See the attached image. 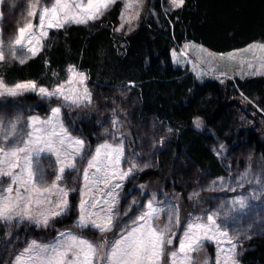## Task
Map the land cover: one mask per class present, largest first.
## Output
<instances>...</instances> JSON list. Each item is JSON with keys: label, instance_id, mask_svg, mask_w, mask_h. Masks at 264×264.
I'll return each instance as SVG.
<instances>
[{"label": "rangeland", "instance_id": "obj_1", "mask_svg": "<svg viewBox=\"0 0 264 264\" xmlns=\"http://www.w3.org/2000/svg\"><path fill=\"white\" fill-rule=\"evenodd\" d=\"M161 2L166 12L176 9L170 0H161ZM52 3L53 0H39L37 6V0H0V49L3 50L5 56V59L0 62L24 64L41 53L43 47L35 56H32L26 48L23 49L22 55L21 50L17 49L16 58H13L9 51L10 41L18 34V29L29 21L38 25L39 10L51 6ZM126 3H133V0H116L100 18L102 19L111 10L118 9L119 18L116 29L120 30L115 29V32L120 35H127L138 27L146 12L152 7L153 0H141L139 6L133 3V7L127 11L125 10ZM29 10L36 12L37 15L34 18L29 17L27 15ZM137 12L139 13L138 17L132 20L130 25L125 23L123 28L120 27L121 13H124L127 19L136 15ZM99 20L89 21L86 24H73L89 26ZM52 30L55 28L48 30V36ZM47 38L43 40V46ZM260 46H264V41H257L229 53L217 54L201 45L184 42L172 49L171 56L172 62L176 66L191 71L199 82L215 79L222 83H234L236 79L263 74L264 52L259 50ZM246 49L247 51H245ZM230 56L232 58H229ZM21 58L24 59V63L20 62ZM70 68L74 69L75 73H82L85 76L82 84L78 77L69 83L73 73H70L68 69V77L65 81L45 89L53 92L56 88L63 86L62 91L66 95L81 98L79 106L64 100L59 94L55 96L40 95L38 89L41 86L35 81H20L18 83L34 82L37 86L36 91H24L16 96L0 95V149H3L4 152L24 147V141L29 139L28 134L34 129L42 127L41 124L30 126V121L49 119L52 116L53 108H60L59 121L68 136L84 142L81 154L76 156L73 153L75 167L66 168L62 174L60 168L63 166L61 163L64 160L63 154L58 161L57 156L51 152H31L30 163L34 173L32 183L37 188H50L54 183L58 188H64L68 192V207L63 214L50 219L47 227L37 226L34 222L27 219L21 220L19 217L13 219L11 223L0 221V227L3 226L4 237L7 239L0 254V264H17V257L21 256L33 242L40 247H47L65 242L69 235L97 245L100 264H104L102 258L110 252L115 241L126 235L133 227L143 224V221L138 218L149 210L147 207L149 203L159 210L158 217L153 219L154 226L160 230L166 229L167 237L172 240V244L166 246V255L162 264H172L169 257L173 251L177 252V264H180L183 254L179 252V246L189 225L207 224L208 216H213L218 230L227 232L228 236L224 238L216 236L212 241L203 242L200 251L192 254L191 264H217L218 261L219 264H226V257L229 255L228 249L233 245H235L236 264H241L240 257L244 248H247L255 238L264 235V151L257 152L247 146L230 149L225 142L216 139L214 143L210 144V149L222 163V175L213 177L209 174H202L189 185L178 182L179 186H183L182 195L172 196L170 195L172 186L165 181L166 178L153 180V173L156 172L161 176L166 171L159 159V153L169 149L175 135L173 129L167 125H164L163 128L155 124H151L149 127L141 125V123L134 125L131 120H124L126 115L120 110L121 107H117L111 110L109 115L98 112L102 119L100 138L96 144H89L81 134L73 130L65 118L69 113L74 114L76 119L88 120L95 112L91 105L92 89L88 84L86 74L74 67ZM0 81L2 80L0 79ZM84 89H87L90 99L84 98ZM28 94L35 95L37 103L43 108L19 105V99H23ZM238 104L240 108L237 109L236 124L243 128L255 125V130L260 134V139L264 144V120L256 113L257 111L260 113V111L254 108L251 112H245L243 109L247 106V100L243 97L238 99ZM197 120L199 119L194 120L193 125L197 130H201L203 124L199 120L200 123L197 126L195 123ZM126 123H131L129 129L125 127ZM12 124H15V130L12 129ZM130 132H133V135ZM39 134L36 133V135ZM67 143L68 141H65L66 145ZM103 144L122 148L120 171H128L132 165H135V168H132L131 174L123 180L113 178L107 186L100 182L89 183L86 187L84 170L88 168V162L95 155L96 149ZM30 147L35 149L42 145H30ZM65 151L71 152V148H66ZM4 152H0V158L4 156ZM24 156V153H20L21 158ZM21 164H23V159H21ZM4 167L7 168V165ZM9 170L12 171V176L0 177V200L6 197L15 198L17 189L23 193V185L19 181L14 184L13 177L21 176L24 180L28 179L27 171L22 167ZM88 171L89 177H91L96 170L92 168ZM146 172L150 174L146 175L145 179H141L143 181L142 189L138 188L125 196L126 183L133 182ZM57 176L61 177L58 181ZM97 179L102 181L103 176L97 174ZM115 185L120 186L115 187ZM9 187L13 189L11 193L7 191ZM82 192L85 193L84 200L88 201L86 211L92 214L88 220L96 219V213H99L100 216L111 215L114 217L111 231L101 233L91 223H87V226L84 227L80 226ZM109 192L111 195H108ZM49 198L55 201L57 196L52 195ZM93 199L99 202L96 208L91 207ZM104 201H108V203H104ZM241 201L243 206H241ZM47 207L52 208L54 205ZM109 208H111L110 212L107 211ZM33 211L38 212L39 209L34 207ZM66 219H71V222L62 227L52 238H41L31 234L24 239L21 238V234L17 233L23 227L38 230L50 229L55 221ZM229 239L232 241L231 244L228 243ZM24 260L25 264H30L28 257H25ZM227 264H231V261H228Z\"/></svg>", "mask_w": 264, "mask_h": 264}, {"label": "trees", "instance_id": "obj_2", "mask_svg": "<svg viewBox=\"0 0 264 264\" xmlns=\"http://www.w3.org/2000/svg\"><path fill=\"white\" fill-rule=\"evenodd\" d=\"M151 5L138 27L127 35L115 32L118 9L89 26L69 24L52 30L36 57L24 64L0 62V79L8 86L35 81L52 88L67 79L70 67L83 71L92 89L95 112L88 120L69 113L65 118L91 145L100 138L102 119L98 112L109 115L117 107L126 115L124 120L134 125L171 127L175 135L170 147L159 153L166 171L161 176L155 172L152 178H166L172 186L170 195L181 196L183 186L178 182L189 185L202 174L222 175V163L210 149L216 139L230 149L247 146L264 151L255 125L243 128L236 124L238 99L242 97L247 100L243 110L248 113L255 108L264 120V75L234 83L215 79L199 82L191 71L172 62L171 51L192 42L224 54L264 41V0H184L182 7L167 12L161 0H153ZM37 101L35 95L28 94L18 104L42 109ZM196 119L203 124L201 130L193 125ZM149 174L127 182L125 196L141 190V179ZM70 222L58 220L44 230L23 227L17 233L24 239L31 234L52 238ZM2 228L0 254L7 242ZM240 263L264 264V235L244 248Z\"/></svg>", "mask_w": 264, "mask_h": 264}, {"label": "snow or ice", "instance_id": "obj_3", "mask_svg": "<svg viewBox=\"0 0 264 264\" xmlns=\"http://www.w3.org/2000/svg\"><path fill=\"white\" fill-rule=\"evenodd\" d=\"M116 2V0H53L49 7H43L38 12V25H34L29 21L23 27L18 29V34L10 41L9 51L13 58H16L17 49H27L28 52L35 56L43 47V40L48 37L49 29H60L68 24H86L89 21L99 20L109 8ZM136 6H139L141 0H133ZM133 3H126L125 10L133 7ZM174 8H180L184 4V0H170ZM39 0H37V6ZM32 6L30 5V8ZM27 15L35 17L36 12L29 10ZM136 15L125 18V14L121 13V25L123 28L125 23L131 24L132 20L138 17ZM119 31L120 29H116ZM260 51L264 52V46H260ZM203 51V50H201ZM247 51V49L245 50ZM229 58H232L231 56ZM5 59L4 52L0 49V61ZM259 59V57H258ZM21 63L24 59L21 58ZM69 72L73 73L70 77L69 83L78 77L82 84L85 76L82 73H75V70L69 68ZM63 86L56 88L53 92H49L41 87L38 92L42 96H55L59 94L64 100L70 101L72 104L79 106L81 98H73L66 95L63 91ZM37 86L34 82L17 83L12 87L6 86L3 81H0V95L16 96L22 94L24 91H36ZM84 98H89L87 89H84ZM60 108L52 109V116L45 120L39 121L33 119L30 121V126L41 124L42 127L34 129L30 132L29 139L24 141V147L14 148L10 152H4V156L0 158V177L12 176V171L16 167H22L27 171L28 179L24 180L21 176L13 177L12 182L15 184L19 181L23 185V193L17 189L15 198L6 197L0 200V221L11 223L13 219L19 217L21 220L27 219L34 222L37 226L47 227L49 220L60 216L68 207V192L64 188H58L54 183L50 188H37L32 183L33 171L30 163V156L32 151L42 152L48 151L57 156L60 160L61 154L64 155V160L61 161L62 167L60 173L62 174L66 168H73V153L78 156L84 147V142L80 139H72L68 136L67 131L59 121ZM199 126V120L195 121ZM15 130V124L11 125ZM36 133H40L36 135ZM65 141H68L67 145ZM30 145H42L39 148H31ZM66 148H71V152L65 151ZM20 153H24L23 158ZM123 150L121 147H113L109 144H103L96 149V153L88 162V168L84 170V179L86 187L89 183L97 184L103 182L105 186L113 178L123 180L131 174L132 168L128 171H120L119 164ZM23 159V164H21ZM7 165V168L4 166ZM95 168V173L89 177V169ZM97 174L103 176V180L97 179ZM57 176V181L60 180ZM120 185H115L119 187ZM9 193L13 191L11 187L7 189ZM26 193V194H25ZM45 194H48L47 196ZM55 195L57 199L53 201L49 196ZM85 193H81V219L80 226H87V223L97 228L101 233H106L112 229V221L114 219L111 215L100 216L96 213V219L88 220L92 214L86 211L88 201L84 200ZM111 195V192L108 193ZM108 203V201H104ZM241 206L243 202L241 201ZM48 205H54L48 208ZM99 202L93 199L91 203L92 208L98 207ZM39 209L34 212L33 208ZM148 211L143 213L138 220L143 221V224L138 227H133L126 235H123L119 240L115 241L111 250L102 259L104 264H162L166 255V246L172 244V240L167 237V230L157 229L153 224V219L159 215V210L154 208L151 203L148 204ZM111 211V208L107 210ZM63 235V234H62ZM216 236L221 238L227 237L228 233L219 231L216 227V221L213 216L207 217V224L197 223L189 225L184 234V239L181 240L179 252L182 255L180 264H191L193 260L192 254L200 251L203 242L212 241ZM231 244V239L228 240ZM38 250V251H37ZM229 255L226 257V264L231 261V264H236L235 261V245L228 249ZM35 253V254H34ZM177 252L173 251L169 257L172 264H177ZM28 257L30 264H100L99 248L97 245L88 240L69 235L65 242H60L57 245L40 247L33 242L21 256L17 257V264H25L24 258ZM219 264V261L217 262Z\"/></svg>", "mask_w": 264, "mask_h": 264}, {"label": "crops", "instance_id": "obj_4", "mask_svg": "<svg viewBox=\"0 0 264 264\" xmlns=\"http://www.w3.org/2000/svg\"><path fill=\"white\" fill-rule=\"evenodd\" d=\"M255 43V42H254ZM264 75V72L263 74L259 75V76H263ZM249 77H252V76H246L245 78H249ZM254 77V76H253Z\"/></svg>", "mask_w": 264, "mask_h": 264}]
</instances>
